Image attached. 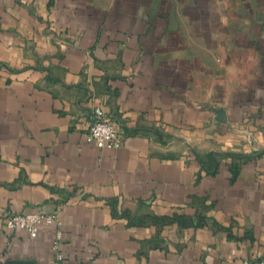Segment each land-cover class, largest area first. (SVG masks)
Returning <instances> with one entry per match:
<instances>
[{"label":"crops","instance_id":"crops-1","mask_svg":"<svg viewBox=\"0 0 264 264\" xmlns=\"http://www.w3.org/2000/svg\"><path fill=\"white\" fill-rule=\"evenodd\" d=\"M96 105L119 147L87 141ZM37 209L58 221L5 229ZM246 258H264V0H0V264Z\"/></svg>","mask_w":264,"mask_h":264},{"label":"built area","instance_id":"built-area-1","mask_svg":"<svg viewBox=\"0 0 264 264\" xmlns=\"http://www.w3.org/2000/svg\"><path fill=\"white\" fill-rule=\"evenodd\" d=\"M85 136L87 141L98 147L117 148L122 141L117 121L101 105L93 107ZM58 216L57 210L46 212L37 209L27 212H10L5 217L4 227L8 232L25 231L29 236L35 237L41 225L58 221ZM61 240L62 232L57 230L52 249L58 259L63 257L62 251L59 250ZM239 264H264V258H246L241 260Z\"/></svg>","mask_w":264,"mask_h":264}]
</instances>
